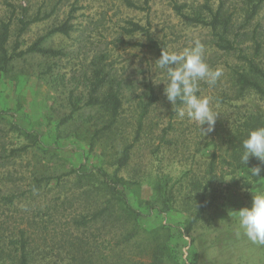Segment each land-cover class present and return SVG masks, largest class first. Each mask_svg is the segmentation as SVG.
I'll return each instance as SVG.
<instances>
[{
	"label": "rangeland",
	"instance_id": "rangeland-1",
	"mask_svg": "<svg viewBox=\"0 0 264 264\" xmlns=\"http://www.w3.org/2000/svg\"><path fill=\"white\" fill-rule=\"evenodd\" d=\"M133 1L137 9L121 0H0V31L2 22L13 20L9 53L17 40L20 50H25L73 17L69 36L57 34L43 43L64 52V57L27 55L13 60L8 72H0V264L17 263L14 243L22 233L35 253L33 264H80L71 248L77 238L89 243L95 264H105L102 256L107 255L114 264L148 263L154 237L148 232L156 230L163 240L169 239L166 264H264V245L236 234L235 212L250 208L253 193L264 189V179L251 188L243 185L250 178L246 170L234 176L240 183L236 186L231 170L217 164L219 175H225L224 184L215 185L218 198L191 233L186 231L196 213L192 182L209 179L216 147L224 150L229 132L262 103L253 96L236 100L233 69L243 65L238 54L220 49L211 28L186 22L175 10L179 5L191 17L211 21L223 3V11L231 17L230 39L236 38L248 50L253 36L264 42V4L246 26L248 0H149L148 5L144 0ZM38 15L43 20L18 38L19 21ZM129 23L149 28L167 51L183 50L197 39L205 45L206 62L223 70L214 86L200 82L198 93L211 97V107L219 114L212 132L204 125V134L196 122L177 118L164 95L165 77L154 67L159 56L147 47L146 34L124 31L130 29ZM94 70H102L109 83L114 82L99 96L121 84L123 106L110 132L103 131L110 115L99 106H84L64 123L72 112L71 97L83 103L91 98L89 78ZM150 84L159 102L143 115ZM140 120L144 127L136 138ZM24 131L39 137L40 143L27 138ZM163 137L172 145H166ZM126 147H131V159L118 175L129 181L126 195L141 212L142 230L141 237L124 247H115L122 234L120 224L96 223L77 230L74 220L89 208L84 197L73 198L81 194L74 182L38 192L33 188L36 177L60 176L83 164L88 171L102 168L113 174ZM159 184L167 191L169 210L158 192ZM5 196L14 197V202L8 203Z\"/></svg>",
	"mask_w": 264,
	"mask_h": 264
},
{
	"label": "trees",
	"instance_id": "trees-1",
	"mask_svg": "<svg viewBox=\"0 0 264 264\" xmlns=\"http://www.w3.org/2000/svg\"><path fill=\"white\" fill-rule=\"evenodd\" d=\"M127 7L137 9V5L133 0H121ZM149 0H144V4L148 5ZM264 0H248V16L246 17L245 25L248 26L250 22L259 14ZM175 10L179 16H181L186 22L193 23L196 25H203L209 27L218 37V46L220 49L228 52L238 54L242 61V67H235L233 69V85L236 88L235 94L237 95L236 100H242L247 97H255L257 101L262 104L260 107L254 108L246 113L244 122L237 124L234 129L229 132V136L226 137L225 148L216 147L209 163L208 175L209 179L192 182L191 192L196 195V213L195 218L191 221L188 229V234L191 233L192 226L197 222L204 219L207 210L215 203L218 195L215 193L216 184H224L225 175H219L217 172V164H223L227 166L232 176V181L236 186H240V183L234 177L240 171H248L254 167H260L262 169L260 177L252 176L250 174L249 180H244L243 185L251 188L253 184L258 183L264 179V163H261L257 158L250 157L246 165L241 161V155L243 153L242 142L247 138L248 133L258 127H264V42L260 41L257 36H253L251 40V48L243 49L240 47L237 39H230L231 35V17H227L223 11V3L220 8L213 14L211 21H206L201 16L191 17L190 15L183 12V8L179 5H175ZM49 18V16L44 17ZM73 17H70L64 24L53 28L46 36L39 38L32 45L27 47L25 50H20L21 45L19 41H16L13 52L9 53L7 48L10 36L11 26L13 20L10 19L8 22L1 23L0 31V72H8L10 63L15 59H21L27 55L38 54L43 57L50 58H61L66 54L62 51L53 50L43 46V43L47 38L61 34L69 36L73 27L70 24ZM43 19L38 15L30 21L21 19L19 36H22L32 24L41 22ZM130 29H124L127 34L144 33L147 35L149 44L147 47L156 52L160 57L161 51L164 50L163 46L159 44L151 35L149 28H146L137 23H129ZM138 46H144L139 44ZM93 78V79H92ZM92 78H89L90 86L93 88L91 98L83 103L82 99L77 97H71L72 112L68 119L64 120V123L82 107H97L99 106L105 113L110 115V122L103 126V131L110 132L112 127L117 122L120 115V110L123 106V93L121 92V84L117 85V89L114 90L109 87L107 92L102 96L99 93L106 88V85L113 86L107 80V76L103 75L102 70H94ZM145 95L147 98L146 103H142L143 115L148 114L150 108L159 102V96L156 93L155 87L150 84L146 86ZM144 123L142 120L139 121L137 137H140L143 130ZM171 129V127H169ZM168 129V130H169ZM166 131V130H165ZM97 133L100 130L96 131ZM27 138L32 139L35 143H40L39 137L32 135L29 131H24ZM137 140V139H136ZM163 142L166 145H172L173 141L167 140L163 137ZM94 142L92 141V145ZM131 147H126L122 156L118 160V169L113 174H109L102 168L93 169L88 171L85 169V164L74 168L68 173L60 176H41L36 177L33 181L34 190L41 191L46 188H63V186L72 181L74 188L81 191L80 196L73 198L84 197L88 201L86 213H82L76 220H74L75 227L77 230L81 228L87 229L90 225L96 223H102L105 227L111 223L114 227L122 225V234L118 242L116 243L117 248L128 245L133 240H137L141 237V228H139L138 220L141 217V212L135 209L130 203L129 198L126 195V190L129 187V181L124 177L118 175V171L127 167L131 159ZM223 152V154H219ZM220 160V161H219ZM1 161V160H0ZM219 161V163H218ZM1 168V165H0ZM73 178V179H72ZM230 187V186H229ZM158 192L163 198V204L166 206V210H169V199L167 198V191L163 189V185L159 184ZM8 203H13L15 198L5 196ZM151 208L155 209L153 205ZM148 235H153V244L150 246V261L148 263L140 262L138 264H166V261L170 259L168 251V240L161 237L158 230L154 232H148ZM143 237V236H142ZM17 263L16 264H33L35 261V253L30 249L31 243L29 238L22 233L17 243ZM89 243L84 239L77 238V241L71 243V248L74 253V260L80 264H95L93 254L88 250ZM4 253L2 252V255ZM105 260V264L110 263L107 256H102ZM120 264V263H118ZM123 264V263H122Z\"/></svg>",
	"mask_w": 264,
	"mask_h": 264
},
{
	"label": "clouds",
	"instance_id": "clouds-1",
	"mask_svg": "<svg viewBox=\"0 0 264 264\" xmlns=\"http://www.w3.org/2000/svg\"><path fill=\"white\" fill-rule=\"evenodd\" d=\"M205 56V45L197 39L192 42V46L180 51L162 50L154 67L165 77L164 95L175 107L177 118L196 122L201 131L202 126L207 125V132L210 133L214 130L219 114L211 107V97L198 95L200 82L214 86L222 76L223 70L220 67L211 68ZM242 148L241 161L244 165L250 157L264 163V127L251 130L243 140ZM249 170L252 176L260 177V167ZM235 215L236 234H243L254 244L264 245V189L253 193L250 208L244 207L236 211Z\"/></svg>",
	"mask_w": 264,
	"mask_h": 264
}]
</instances>
